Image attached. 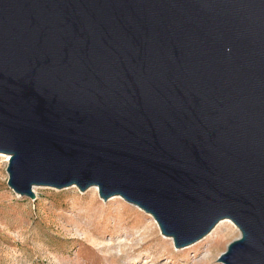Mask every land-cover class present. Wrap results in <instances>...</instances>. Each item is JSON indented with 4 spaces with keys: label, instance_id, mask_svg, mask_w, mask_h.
<instances>
[{
    "label": "water",
    "instance_id": "obj_1",
    "mask_svg": "<svg viewBox=\"0 0 264 264\" xmlns=\"http://www.w3.org/2000/svg\"><path fill=\"white\" fill-rule=\"evenodd\" d=\"M8 185L98 187L177 248L264 264V0H0Z\"/></svg>",
    "mask_w": 264,
    "mask_h": 264
},
{
    "label": "rangeland",
    "instance_id": "obj_2",
    "mask_svg": "<svg viewBox=\"0 0 264 264\" xmlns=\"http://www.w3.org/2000/svg\"><path fill=\"white\" fill-rule=\"evenodd\" d=\"M5 155L0 153V264H224L219 256L240 236L226 222L215 235L209 234L216 227L177 248L150 213L121 196L104 201L98 187L38 186L35 199L22 196L8 185Z\"/></svg>",
    "mask_w": 264,
    "mask_h": 264
},
{
    "label": "bare ground",
    "instance_id": "obj_3",
    "mask_svg": "<svg viewBox=\"0 0 264 264\" xmlns=\"http://www.w3.org/2000/svg\"><path fill=\"white\" fill-rule=\"evenodd\" d=\"M5 157H6V161H8L9 160V155H5ZM37 188H38V186H34V191L35 192H37ZM95 188H96V190H97V187L95 186ZM154 220H155V218H154ZM156 221V220H155ZM226 222H231L235 227H236V225H235V223H233L231 220H229V219H224V220H221L217 225H216V228L209 234V235H212L222 224H224V223H226ZM157 225H158V223H156ZM158 227H159V225H158ZM237 228V227H236ZM220 229V228H219ZM217 232V231H216ZM213 235H215V234H213ZM171 241H173L174 242V240H173V238L172 237H168ZM207 239V238H206ZM214 254V253H213ZM215 255V254H214Z\"/></svg>",
    "mask_w": 264,
    "mask_h": 264
}]
</instances>
